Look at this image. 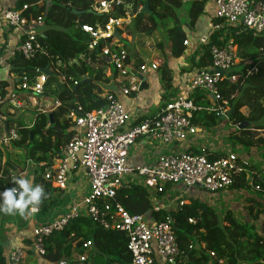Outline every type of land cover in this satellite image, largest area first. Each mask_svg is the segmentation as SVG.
Returning a JSON list of instances; mask_svg holds the SVG:
<instances>
[{"label": "built area", "instance_id": "1", "mask_svg": "<svg viewBox=\"0 0 264 264\" xmlns=\"http://www.w3.org/2000/svg\"><path fill=\"white\" fill-rule=\"evenodd\" d=\"M51 1L39 0V3ZM124 5V0H102L92 11L111 15L115 8ZM214 5L218 21H212L208 25L207 34L197 37L195 41L185 42L187 49L194 45L204 54L209 53L208 67L197 68L186 91L162 107L156 115L134 119L113 94L105 95L103 98L107 101L106 105L92 112H85L82 106L75 105V110L67 117L72 133L70 141L50 162L35 165L38 169H45L41 174L42 179L51 183L54 189L68 191L74 176L82 174L87 181L88 191L81 201L71 205L63 216L34 226L30 249L36 256L45 259L49 253L48 241L72 221L85 216L104 230L125 235L127 250L132 257L131 264H189V256L181 249L175 235L174 219L167 217L157 221L152 214L177 211L187 203L182 196L173 199L171 196L166 197V193L171 187L180 186L186 191L199 189L211 195H218L232 191L239 177L245 175L247 181L252 178V167L238 153L228 152L211 161L205 151L196 154L190 148L181 153L176 150L197 134V127L192 123L196 113L207 112L228 117L231 108L229 101L223 100L221 96L222 82L237 85L241 79L245 83L259 71L258 67L239 69L241 59L234 37L242 31L264 35V0H214ZM27 11L28 6L0 10V36L3 37L11 29L21 31L20 42L13 53L18 52L30 59L43 49L38 39L42 31L39 33L37 30L43 28L44 21L43 17H28ZM142 11L143 8H139L137 14ZM126 15L127 18H111L105 29L82 26V30L92 39L90 47L93 48L99 41L115 36V30L123 24H131L132 19L136 17L128 12ZM214 38H217L218 44L213 42ZM260 52L264 59V48ZM103 56L110 61L112 69L117 71V80L124 96L139 94L147 81V74L150 71H158L160 67L153 61L138 68L133 59L127 63L128 57L117 38L107 43ZM6 71V78L0 81L2 179L6 178L4 171L9 162V152L18 148L16 144L21 140V130L33 129L39 116H49L62 107L58 97L51 102L46 98L49 76L44 75L43 71H38L41 75L35 79H30L27 75L18 77ZM49 71L51 72V69ZM236 71H240V74H236ZM106 75L111 77L112 70ZM2 83H8L9 86L4 87ZM198 92L208 94L211 102L209 107L195 103L194 95ZM31 97L38 98L40 102L36 101L35 106H32ZM235 97L236 95H232V98ZM4 107L14 110L9 109L4 113ZM29 108L37 112L36 118L29 127H21L13 117L14 111L21 109L24 112ZM49 126L50 123L47 128ZM145 138L157 147H172L173 152L153 158L143 166H135L130 161L131 148ZM8 172L10 175H7V180L13 181L17 176L12 170ZM132 185L140 186L149 193L152 210L148 214L131 215L116 201L119 192ZM13 187L17 186L10 184L8 188ZM162 198L168 199L160 202ZM188 222L196 224L195 219H189ZM79 243L82 244L80 248ZM92 248L90 241L84 242L81 239L75 242L72 262H87ZM201 248H205L203 243ZM189 249H197V245L192 244ZM211 256L216 259L215 254L211 253ZM26 257L25 248L19 247L9 255V264H25ZM64 263L66 264L65 261ZM207 264L225 262L211 260Z\"/></svg>", "mask_w": 264, "mask_h": 264}, {"label": "trees", "instance_id": "2", "mask_svg": "<svg viewBox=\"0 0 264 264\" xmlns=\"http://www.w3.org/2000/svg\"><path fill=\"white\" fill-rule=\"evenodd\" d=\"M100 1L102 0H52L49 3H39V0H19L15 5L17 9L28 6L26 12L28 17L32 16L34 19L43 17L44 26L38 37L43 49L30 59L15 52L7 62V70L18 77L27 75L30 79H35L41 75V71L51 69L52 75L46 88L55 82L62 86L57 96L62 102V107L53 113L54 125H51L49 116H39L33 129L21 130V140L16 146L25 152L27 162L41 165L57 157L61 148L70 141L72 133L67 117L75 110V105L82 106L85 112H92L106 105L107 101L103 98L104 86L114 84L117 79V71L112 69L111 63L103 56L107 43L116 39V36L101 40L98 45L91 48L92 39L82 30V26L105 29L111 18H127L126 13L130 10L136 17L132 19L131 24L125 26L128 36L138 33L152 36L156 31H164L167 34L169 50L167 52L165 45L159 44L164 65L158 69L165 91L162 105L164 107L176 98L175 93H170L174 72L170 69L169 61L183 58L187 51L185 28L187 27L189 31L195 29L199 19L205 15L206 6L211 0L188 2V5L185 4L187 3L185 0H124L125 5L115 8L111 15L90 12ZM146 4H148L147 11ZM139 8H143V11L137 14ZM181 12L187 17V23H183ZM214 21L217 22L218 19L215 18ZM119 34L122 37V33ZM234 39L241 59L239 69L258 67L259 71L245 83L240 79L237 85L227 81L220 84L221 96L223 100L229 101L231 108L226 121L236 127L245 122L249 123L247 129H236L231 133L229 140L234 145L260 146L264 144V140L255 139L254 136L256 131L264 130V59L260 52L264 48V35L242 31L239 35H235ZM213 42L219 43L217 38H214ZM120 43L128 57L127 63L133 59L136 68L144 64L140 55L127 40L122 37ZM6 51L5 43L0 49V69L3 67L1 63L4 61ZM196 56L194 54L190 57L192 67L188 72L208 67L210 62L208 52H205L198 61H195ZM109 70H112L111 77L106 75ZM182 72L185 73L187 70L183 67ZM235 73L240 74V71ZM2 85L9 86L8 83ZM109 90L110 93H114L112 87ZM232 95L236 97L232 98ZM194 100L196 104L204 107H209L211 104L208 94L202 92L196 93ZM244 108L249 111L247 116L242 113ZM225 119L215 113L201 112L194 115L192 123L198 129L215 130L225 122ZM49 123L50 126L47 128ZM190 150L196 154L203 153L198 149ZM205 153L211 161L224 156L213 151H205ZM1 158L0 152V171ZM261 158L264 160V151L261 153ZM10 167L12 166L8 162L4 171L5 176L8 175ZM44 171V168H37L35 175L37 177L34 178L35 185L42 186L47 196L46 199L42 198L39 205L40 215L46 214L51 208L53 203H50L48 197L57 191L51 183L42 179L41 174ZM0 182L2 186L7 185L3 180ZM8 182L13 184L12 180ZM252 185L257 195L264 198V181L255 177ZM249 186L251 187L243 175L237 179L232 190L242 191ZM116 201L131 215H145L152 210L149 193L137 185L120 191ZM186 202L177 211L152 214L157 221L165 220L167 217L174 219L175 235L181 249L189 256V264H207L211 260H222L225 264H264V217L262 218L264 201L247 199L248 205L245 210L249 212V220L241 222L231 211H227L224 217H221L214 208L198 199L189 198ZM189 219H195L196 224H190ZM2 222L3 213H0V227ZM81 239L84 242L90 241L93 248L87 262L76 264H93L91 259L93 253L105 258V264L132 263L125 235L121 232L104 230L85 216L72 221L62 232L55 234L48 241L49 253L45 259L50 263L64 260L67 264H72L73 244ZM31 240L27 243L29 249ZM202 243L205 248H201ZM192 244L197 245V249L190 250ZM81 245L79 243L78 248ZM211 253L215 254L216 259L212 258ZM0 264H9V256L6 257L5 249L1 244Z\"/></svg>", "mask_w": 264, "mask_h": 264}, {"label": "crops", "instance_id": "3", "mask_svg": "<svg viewBox=\"0 0 264 264\" xmlns=\"http://www.w3.org/2000/svg\"><path fill=\"white\" fill-rule=\"evenodd\" d=\"M18 1L19 0H0V10L6 9L8 7H15ZM211 1H212V5L208 8V5L210 4ZM211 1L207 4L205 15H203L199 19L195 29L193 31H189L187 27L185 28V31H187V40L195 41L197 37L205 35L209 32L208 25L216 18L214 0ZM37 31L40 33L42 29H38ZM20 32L11 29L10 32L5 33L3 37L0 36V40L2 38L3 39L5 38L8 41L7 51L6 54L4 55L5 62L2 61V63H4L2 65L3 67H7L8 66L7 62L9 61V59L13 57L14 54L13 50L20 42V38H21ZM194 54L197 55L195 61H198L205 55L194 45H192L191 48H189V50L186 51L183 58H181L180 60L170 59L169 61L170 69H172L174 72L172 89L170 90V93H175L176 98L180 96L181 93L186 91V88L188 87L192 76L185 77V74L181 76L180 73L179 72L177 73L174 68L175 66L176 67L179 66V64L180 66L182 64L186 68L188 66L187 62H190L191 65L192 62L190 60V57L193 56ZM145 58L150 59L149 57H145ZM151 60L155 61V59L152 58L150 59V61ZM160 60H163V57H160ZM1 78L5 79L6 76H1ZM114 83L117 88L115 90L113 89L114 93H110V90L109 93L113 94L115 96V99L121 102L127 108V110L131 113L134 119L145 116L156 115L163 105V98L165 91L163 90L162 85L160 86L158 77L157 78L152 77V80H149L148 78L145 83L146 88L144 85L143 91H140L139 94H133L131 96H124L121 93V87L117 79L115 80ZM245 110L247 109L244 108L242 110V113L245 116H247L249 111L247 110V113H245ZM227 119L228 117L225 119V121ZM226 123L230 127L232 126L233 130L226 131L225 129H219L220 127L224 126V123L221 124V126L215 130H203L197 128V134L194 137H191L184 144L178 146L176 150H181L182 148L184 149L193 148V149H198L200 151H213L219 154H225L228 152L238 153L250 164V166L252 167V171L254 172V175L252 174L253 175L252 178H249L248 183L250 182V184L252 185L254 177H257L264 181V160L261 158V153L264 151V144H260V146H250V147L234 145V143L231 140H229V135L235 132L237 127L233 126L228 121H226ZM31 124L32 122H29L27 126H23L21 123H19V126L29 127ZM220 130H222V132H220ZM212 132L215 134L216 138H213L214 136L212 137L211 135ZM256 133L257 134L259 133V135L255 139L261 138L264 140V130L256 131ZM226 134L228 135V139L223 140L227 136ZM196 138L200 139L202 142L198 145V147H193L191 139H196ZM157 148L158 147H156V149H152L150 143L147 142L146 140H141L137 142L131 148V152H130L131 163H133L135 166H143L149 163L153 158L157 156L152 153L153 151H155V154H157L158 153ZM8 159L10 160V156ZM1 162H2V158H1ZM32 165L36 166L34 163ZM28 169L30 170V168L27 167V170L25 172H21V174L16 176L23 178H31L33 185H35L34 178H32L30 175H27V173L29 172ZM3 179L0 178V180ZM6 189H7L6 185L3 186V188L1 186L0 193L4 192ZM71 189L78 190V196H81V198L87 194L88 185L86 179L82 174H77L76 176H74L71 187L69 188L68 191L62 192L57 190L53 194H50L48 198L50 203L53 204H51V208L48 210V212H46V214L44 215H40L39 213L31 214V215L26 214L23 217H21L19 214L17 216L3 214V222L0 227V244L5 249L6 257H8L15 249L19 247H24V248L26 247L25 250L27 253V257L25 264H63L64 263V260L59 263H50L47 259H43L36 256L28 248L27 243H29V241L31 240L32 229L34 228L35 225L44 224L53 219L63 216L68 212L69 207L71 205L80 202V201H76L77 195L74 196L73 192H70ZM79 189H82V191H80ZM231 192L234 196L233 199L227 198L224 193H221L218 195H212V197H210V200L207 199L201 202L210 205L212 208H214L217 211V213L220 216L222 214L223 217L227 211H231L234 217L239 222H241V221L249 220V213L248 211L245 210L244 201H247V199L249 198H254L259 201H264V198H260L257 195L256 190H254L252 186L251 187L249 186V188H246L245 190L242 191L232 190ZM166 195H167L166 197L171 196L169 195V193H166ZM229 195H231V193H229ZM263 217L264 216H262V218Z\"/></svg>", "mask_w": 264, "mask_h": 264}, {"label": "rangeland", "instance_id": "4", "mask_svg": "<svg viewBox=\"0 0 264 264\" xmlns=\"http://www.w3.org/2000/svg\"><path fill=\"white\" fill-rule=\"evenodd\" d=\"M186 5H188L189 3H185ZM212 5V1L210 2V4L208 5V8ZM186 9V8H184ZM129 14H131V11L129 10ZM181 17H182V20H183V23H187V17L185 16L184 13L181 12ZM125 26H127V24H123L122 27L118 28L119 32L122 33V37L123 39L127 40L128 43H130L131 47L137 51V53L140 55V56H143V57H149L150 59H155V61L153 62H157V64L160 65V68L161 66L163 67L164 65V61L163 60H160V57H162V51L161 49L159 48V44L162 43L165 45L166 47V51L168 52V41H167V34L160 30V31H156L152 36H149V35H145V34H135V35H130L128 36L127 35V32L125 30ZM2 41H0L1 43V46H0V49H2L3 45L5 44H8V41L7 39H1ZM189 50V49H187ZM152 61V60H151ZM188 66L185 68L182 64L180 66H175V71L178 73H180L181 76H183L185 74V77H189V76H192L193 74V71L192 72H188L190 69H191V65H190V62H187ZM177 65V64H176ZM182 67H184L187 72L183 73L182 72ZM6 70H7V67H2L0 69V80L4 79V78H1V76H6ZM152 77L153 78H159V84L160 86L163 85L162 84V80H161V74H160V71H150L148 74H147V79L149 78V80H152ZM48 83V82H47ZM112 87V89H116V85L115 83L114 84H110L107 86H104V95H108L110 94L109 93V88ZM62 89V86H60L57 82L55 83H52L50 87L46 88V98L48 99L49 102H51L52 100H55L56 97L58 96V93L59 91ZM179 90V89H177ZM103 95V96H104ZM29 97V96H28ZM39 101L38 98H34V97H31L30 99V103L32 106H35V102ZM42 102V101H41ZM9 109H13L11 107H4L3 111L4 113L9 111ZM14 110V109H13ZM14 115L13 117L16 118L17 122L18 123H21L23 126H27L29 124V122H32V120H35L36 118V115H37V112H35L34 110L30 109L28 111H24L22 112L21 109H16L14 111ZM245 113H247V110H245ZM27 122V123H25ZM219 129H225L226 131H231L233 130V127L229 126L226 121L224 122V126L220 127ZM220 132H222V130H220ZM212 137L213 138H216L215 134L212 132ZM227 135V134H226ZM259 135V133H255V138H257ZM199 138V137H197ZM191 139L192 140V146L193 147H198V145L202 142L200 139ZM228 139V135L223 139ZM142 140H146L147 142L150 143L151 145V148L152 149H156V145L155 143H152L149 139H142ZM190 140V141H191ZM209 140V138H208ZM141 141V140H140ZM256 144V143H255ZM254 146H257V145H254ZM173 148L172 147H162V148H157V154H155V151H153L152 153L154 155H157L155 158L161 156V155H165V154H171L173 152L172 150ZM181 149V148H180ZM185 149L182 148L181 150L178 151V153H181V152H184ZM10 160H9V163L11 164L12 167H10L9 171L12 170L15 175H19L21 174V172H25L27 170V167L30 168V170L28 169V173L27 175H30L32 178H35L37 176L36 175V171H37V168L36 166L32 165V164H28L27 161L25 160V152L23 150H21L19 147L18 148H13L10 152ZM8 174L10 175V173L8 172ZM8 175V176H9ZM8 176H5L6 178L3 179L4 182H6V186H7V189L8 186L10 185V183L8 184V181H7V177ZM0 185H1V182H0ZM2 186V185H1ZM0 186V187H1ZM71 187V185H70ZM3 188V186H2ZM80 191H82V189H79ZM255 190V189H254ZM70 192H73L74 196L77 195V200L76 201H81V196H78V190H73L71 189ZM169 193V195H171V198L173 199H176L180 196H182L183 199H198L200 201H204V200H210V197H212L211 194H209L208 192H203L199 189H191L189 191H186L184 188L182 187H177V186H173L170 188V190L167 192ZM229 193H231V195H229ZM226 195L227 198H230V199H233V194L231 191H227L224 193ZM230 196V197H229ZM232 197V198H231ZM169 198V197H168ZM168 198H163V199H160V202L161 201H166ZM236 199V198H234ZM238 199V198H237ZM168 203V201H167ZM247 201H244V207H247ZM249 213V212H248ZM221 216L223 217V215L221 214ZM241 218V217H240ZM92 261H93V264H105V258L101 257L98 253H93L92 255ZM77 262H73L72 264H76ZM65 264V263H63ZM69 264V263H68ZM116 264V263H114Z\"/></svg>", "mask_w": 264, "mask_h": 264}, {"label": "clouds", "instance_id": "5", "mask_svg": "<svg viewBox=\"0 0 264 264\" xmlns=\"http://www.w3.org/2000/svg\"><path fill=\"white\" fill-rule=\"evenodd\" d=\"M12 182L18 187L0 193V213L21 217L37 213L42 198H47L43 187L33 185L31 178L14 177Z\"/></svg>", "mask_w": 264, "mask_h": 264}, {"label": "water", "instance_id": "6", "mask_svg": "<svg viewBox=\"0 0 264 264\" xmlns=\"http://www.w3.org/2000/svg\"><path fill=\"white\" fill-rule=\"evenodd\" d=\"M145 10H146V11L148 10V4L145 5ZM90 12L93 13V11H90ZM115 36H116V38H117L119 41L122 40V37L120 36L118 30H115ZM140 58H141V60L143 61L144 64H148V63L150 62V59H148V58H145V57H143V56H140ZM108 62L110 63L109 60H108ZM42 73H43L44 75H46V76H49V77L52 75V73H51L49 70H44ZM143 90H144V85L141 87V91H143ZM49 119H50V123H51V125L53 126V125H54V121L52 120V119H53V114H50V115H49ZM248 127H249V123H248V122H245V123L239 125V126L237 127V129H238V130H243V129H247Z\"/></svg>", "mask_w": 264, "mask_h": 264}]
</instances>
